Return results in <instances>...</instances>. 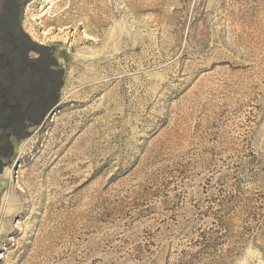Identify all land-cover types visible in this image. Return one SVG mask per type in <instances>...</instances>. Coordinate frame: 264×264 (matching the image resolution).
<instances>
[{
    "label": "rangeland",
    "instance_id": "1",
    "mask_svg": "<svg viewBox=\"0 0 264 264\" xmlns=\"http://www.w3.org/2000/svg\"><path fill=\"white\" fill-rule=\"evenodd\" d=\"M18 2L61 86L0 142V264H264V0Z\"/></svg>",
    "mask_w": 264,
    "mask_h": 264
},
{
    "label": "trees",
    "instance_id": "2",
    "mask_svg": "<svg viewBox=\"0 0 264 264\" xmlns=\"http://www.w3.org/2000/svg\"><path fill=\"white\" fill-rule=\"evenodd\" d=\"M21 4L0 1V142L11 130L23 128L25 119H37L57 100L61 75L52 55L19 27ZM38 59H31L32 53Z\"/></svg>",
    "mask_w": 264,
    "mask_h": 264
}]
</instances>
